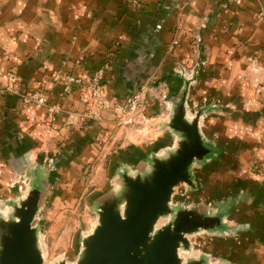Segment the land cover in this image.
Segmentation results:
<instances>
[{"label": "crops", "instance_id": "0c3cea01", "mask_svg": "<svg viewBox=\"0 0 264 264\" xmlns=\"http://www.w3.org/2000/svg\"><path fill=\"white\" fill-rule=\"evenodd\" d=\"M262 7L264 0H139L136 6L126 0H0V72L15 70L20 91L41 83L49 103L63 108L49 123L45 108L20 106L15 95L0 94V153L14 158L28 142L63 140L78 130L81 121L66 125V112L82 111L87 92L79 85L60 97V84L49 77L63 59L66 70L85 77L109 60L103 89L111 104L156 79L159 88L175 94L180 80L165 76L179 62L186 72L198 73L189 86V103L217 101L247 110L235 113V125L227 117L218 119L225 120L224 135L235 138L238 176H248L264 193V178L248 172L251 162L264 159ZM176 24L178 43L169 49ZM4 48L9 54H3ZM4 83L0 75V87ZM157 107L151 102L146 114H155ZM101 116L85 128L107 127L115 113L107 108Z\"/></svg>", "mask_w": 264, "mask_h": 264}, {"label": "rangeland", "instance_id": "374dc122", "mask_svg": "<svg viewBox=\"0 0 264 264\" xmlns=\"http://www.w3.org/2000/svg\"><path fill=\"white\" fill-rule=\"evenodd\" d=\"M126 1L134 6L139 3V0L135 4ZM12 39L15 38L12 36ZM115 46L117 41L112 42V48ZM7 48L3 49V54H9ZM65 65L66 59H63L59 68L50 71L49 77L53 83L60 84V97L70 94L79 86H73L69 93L63 92V79L66 76L82 80L81 88L88 94L86 105L82 111H67L65 119L66 125L70 126L75 121H81L78 130L72 137L64 136L63 140L34 141V145L28 142L29 146L15 154L14 158L9 157L4 150L0 153V220L12 218L13 210L26 195L29 179L35 172L44 178L41 181L43 195L32 221L37 232L42 264L76 263L82 252L83 239L94 231L98 223L99 198L122 188L119 181L121 174L135 176L149 172L152 158L164 156L172 150L177 137L167 130L165 123L169 115L167 103L163 100L165 93H169L165 86L152 89L150 100L157 102L159 110L155 114H146L147 121L136 125H118L113 119L107 127L103 125L100 129H86L87 124L99 123L101 112L107 109L98 111L99 119L85 116L92 99L89 82L98 72L102 73L100 94L109 100L103 89V80L110 62L105 60L87 77L73 74L65 69ZM179 65L184 66L177 62L174 69L178 70ZM12 73L17 77L15 82L9 79ZM186 74L191 76V71ZM0 75L5 79L0 94L15 95L20 106L45 108L23 102V95L35 91L45 94L49 102L41 83L29 91H20L16 85L19 76L15 70L1 71ZM165 77L177 78L173 72ZM199 101H188V115L201 113L199 127L211 153L206 160L195 163L191 185L180 183L174 188L170 202L173 212L161 217L157 227L170 222L178 209L221 214V226L187 235L190 247L179 249L181 259L187 262L200 258L204 264H264V193L254 189L255 185L248 176H238V156L232 150L235 138L224 135L223 120L218 119L227 117L225 120L235 125L236 114L244 115L247 110L241 108L245 110L241 113L242 110H236L233 104ZM58 104L61 110L51 117L45 108L44 118L47 122H54L63 111L61 104ZM226 137L228 144H225ZM248 172L252 176L264 178V159L251 162ZM239 178L244 179L239 181Z\"/></svg>", "mask_w": 264, "mask_h": 264}, {"label": "water", "instance_id": "95a60500", "mask_svg": "<svg viewBox=\"0 0 264 264\" xmlns=\"http://www.w3.org/2000/svg\"><path fill=\"white\" fill-rule=\"evenodd\" d=\"M179 66L173 74L180 86L175 94L165 93L163 98L169 110L167 130L177 135L174 148L153 157L145 174H121L122 188L99 198L98 223L83 239L80 258L74 264H204L200 258L184 262L178 251L190 247L187 235L221 226V214L178 209L170 222L157 227L161 217L173 212L174 188L180 183L191 185L195 163L211 153L199 127L201 113L188 115V90L198 73L194 69L188 76ZM158 86L156 79L148 89ZM43 179L35 172L12 218L0 220V264H42L32 221L43 195Z\"/></svg>", "mask_w": 264, "mask_h": 264}, {"label": "built area", "instance_id": "2783aa9c", "mask_svg": "<svg viewBox=\"0 0 264 264\" xmlns=\"http://www.w3.org/2000/svg\"><path fill=\"white\" fill-rule=\"evenodd\" d=\"M131 3L135 4L136 0H129ZM239 2V0H236ZM258 15L264 17V7L260 8L258 11ZM177 29H179V25H175V35L171 40V44L169 45V49L175 46L178 43L177 39ZM14 74H10V81L15 82L17 77L13 76ZM102 78V73L98 72L95 74L89 84V91L91 92L90 106L88 107V112L85 114L87 117L92 118H100L99 110L102 108H111L114 113V123L118 125H136L138 122L147 121L146 109L151 104V89H148L147 84H143L140 88L127 92L123 97L116 99L112 104L109 100H106L100 94V86L99 83ZM10 82V84H11ZM82 80L75 76H66L63 79V92L69 93L73 86L82 85ZM22 100L24 103H33L42 105L46 108L47 114L51 117L52 114L61 110L60 105L58 103L50 104L42 92L35 91L30 94H25L22 96Z\"/></svg>", "mask_w": 264, "mask_h": 264}]
</instances>
